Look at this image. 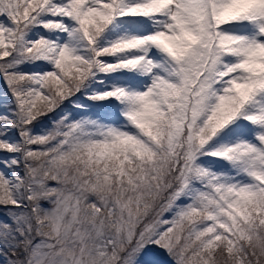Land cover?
I'll use <instances>...</instances> for the list:
<instances>
[{"label": "snow or ice", "instance_id": "1", "mask_svg": "<svg viewBox=\"0 0 264 264\" xmlns=\"http://www.w3.org/2000/svg\"><path fill=\"white\" fill-rule=\"evenodd\" d=\"M0 264H264V0H0Z\"/></svg>", "mask_w": 264, "mask_h": 264}, {"label": "rangeland", "instance_id": "2", "mask_svg": "<svg viewBox=\"0 0 264 264\" xmlns=\"http://www.w3.org/2000/svg\"><path fill=\"white\" fill-rule=\"evenodd\" d=\"M5 88H6V85H5L4 81H3V79L0 78V89L5 90ZM6 90H7V88H6ZM159 255L166 262V264H173V262L168 258L166 253H164L162 250L159 251Z\"/></svg>", "mask_w": 264, "mask_h": 264}]
</instances>
